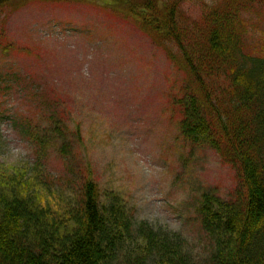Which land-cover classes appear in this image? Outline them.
I'll use <instances>...</instances> for the list:
<instances>
[{
    "label": "rangeland",
    "instance_id": "rangeland-1",
    "mask_svg": "<svg viewBox=\"0 0 264 264\" xmlns=\"http://www.w3.org/2000/svg\"><path fill=\"white\" fill-rule=\"evenodd\" d=\"M118 5L15 0L0 8V164L33 169L42 154L37 134L54 191L72 197L90 172L136 221L181 235L196 262L210 264L198 208L205 194L229 198L237 173L214 149L185 139L179 53ZM248 17L253 52L264 43V5Z\"/></svg>",
    "mask_w": 264,
    "mask_h": 264
},
{
    "label": "trees",
    "instance_id": "trees-1",
    "mask_svg": "<svg viewBox=\"0 0 264 264\" xmlns=\"http://www.w3.org/2000/svg\"><path fill=\"white\" fill-rule=\"evenodd\" d=\"M117 2L157 43L177 49L188 88L176 100L180 130L214 149L240 180L229 198L205 194L198 208L210 264H264V43L247 49L248 14L264 0H201L195 10L196 0ZM38 139L33 169L0 164V264H198L181 235L136 221L90 172L72 197L54 191Z\"/></svg>",
    "mask_w": 264,
    "mask_h": 264
},
{
    "label": "bare ground",
    "instance_id": "bare-ground-1",
    "mask_svg": "<svg viewBox=\"0 0 264 264\" xmlns=\"http://www.w3.org/2000/svg\"><path fill=\"white\" fill-rule=\"evenodd\" d=\"M238 186L241 187V185H240V180H238ZM189 248H190V247H189ZM148 263L151 264V261H149Z\"/></svg>",
    "mask_w": 264,
    "mask_h": 264
}]
</instances>
